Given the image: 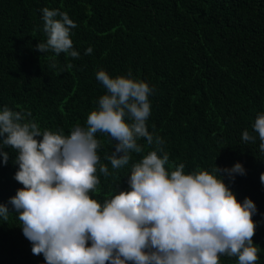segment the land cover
Masks as SVG:
<instances>
[{"label": "trees", "instance_id": "1", "mask_svg": "<svg viewBox=\"0 0 264 264\" xmlns=\"http://www.w3.org/2000/svg\"><path fill=\"white\" fill-rule=\"evenodd\" d=\"M56 8L75 21L72 46L80 54L43 53L41 9ZM91 46L92 52L84 54ZM54 65V66H53ZM111 76L131 72L152 88L147 129L162 140L168 153L165 167L184 171L230 167L239 161L245 174L224 182L240 201L253 200L257 212L252 236L257 261L264 264V154L259 139L241 140L252 130L258 112H264V0H0V107L31 113L41 131H62L85 125L88 113L105 93L95 73ZM29 117H26V119ZM99 141V173L90 197L98 202L126 189L133 162L154 145L143 138L141 153H131L128 165L112 169L105 158L112 151L106 133ZM0 164V203L22 185L13 178L15 149L6 148ZM0 221V264H43L42 254L31 252L12 206ZM220 264H236L221 255ZM107 264V261H106ZM131 264V262H129Z\"/></svg>", "mask_w": 264, "mask_h": 264}, {"label": "clouds", "instance_id": "2", "mask_svg": "<svg viewBox=\"0 0 264 264\" xmlns=\"http://www.w3.org/2000/svg\"><path fill=\"white\" fill-rule=\"evenodd\" d=\"M41 13L46 40L35 48L78 57L70 35L75 21L56 8L44 7ZM91 52V46L84 49ZM95 79L106 91L85 125L72 126L67 135L41 131L30 112L0 107V164L9 159L5 149H15L13 178L22 185L0 203V221L8 220L10 204L31 252L42 254L43 264H220L221 255L235 256L236 264H255L256 205L247 196L238 200L223 179L245 174L242 163H214L210 170L186 173L181 162L166 169L164 142L146 127L149 84L131 72L111 76L103 69ZM251 127L255 135L244 130L241 140L258 138L264 154V112ZM97 132L112 141L105 157L112 169L142 152L141 138L154 145L131 164L128 187L114 190L102 203L89 194L99 183L97 165L99 173L109 175L99 163ZM259 179L264 184V172Z\"/></svg>", "mask_w": 264, "mask_h": 264}]
</instances>
